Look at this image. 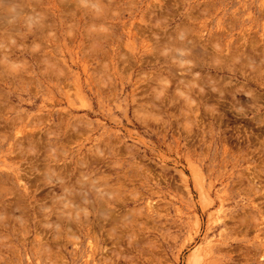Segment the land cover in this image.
<instances>
[{
  "label": "rangeland",
  "instance_id": "374dc122",
  "mask_svg": "<svg viewBox=\"0 0 264 264\" xmlns=\"http://www.w3.org/2000/svg\"><path fill=\"white\" fill-rule=\"evenodd\" d=\"M0 264H264V0H0Z\"/></svg>",
  "mask_w": 264,
  "mask_h": 264
},
{
  "label": "bare ground",
  "instance_id": "6f19581e",
  "mask_svg": "<svg viewBox=\"0 0 264 264\" xmlns=\"http://www.w3.org/2000/svg\"><path fill=\"white\" fill-rule=\"evenodd\" d=\"M261 80V79H260ZM248 82V81H247ZM233 100V99H232ZM259 107V106H258ZM200 180V179H199ZM196 183V182H195ZM203 183V182H202ZM197 184V183H196ZM199 184V183H198ZM197 186V185H196ZM199 186H200V184H199ZM201 186H202V184H201ZM199 191H200V189H198ZM202 195V194H201ZM207 195V194H206ZM201 197H203V196H201Z\"/></svg>",
  "mask_w": 264,
  "mask_h": 264
}]
</instances>
